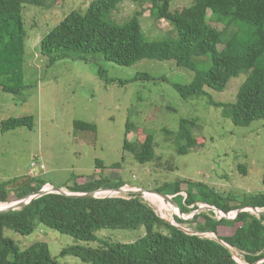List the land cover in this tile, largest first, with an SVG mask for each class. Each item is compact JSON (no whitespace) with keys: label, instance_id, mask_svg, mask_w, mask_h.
Here are the masks:
<instances>
[{"label":"trees","instance_id":"1","mask_svg":"<svg viewBox=\"0 0 264 264\" xmlns=\"http://www.w3.org/2000/svg\"><path fill=\"white\" fill-rule=\"evenodd\" d=\"M59 0H0V88L11 95H19L25 85V55L27 31L24 9L27 5L51 9ZM139 10L118 25L115 13L123 0H94L84 14L73 11L41 42V53L49 64L63 60L90 61L99 56L118 66L131 67L143 60L174 61L180 68L194 72L190 84L173 83L183 101L207 97L208 90L222 92L231 79L242 74L245 81L239 87L236 102L209 101L221 110L224 118L237 127H248L264 121V0H193L189 7L172 10V0H132ZM150 6V18L155 25L167 22L171 29L152 38L142 26V18ZM149 37H147V35ZM100 78L106 84H115L101 70ZM149 74H138L130 82L152 80ZM167 82V78L160 80ZM129 119L123 150L134 160L145 165L160 160L156 152L154 135L131 142L128 135L138 127ZM33 118L18 117L5 120L1 131L21 127L32 129ZM76 130L90 131L96 126L75 122ZM196 120L180 121L177 131L164 129V140L177 155H188L199 147L196 132H201ZM114 168H122V163ZM92 178L81 177L70 193H90L100 190L124 188L128 183L121 177L104 176L107 167L100 161ZM122 170V169H121ZM247 173V168L239 167ZM264 184V175H263ZM48 183L28 174L1 186L0 203H8L11 194L19 201L36 194ZM189 189L184 191L182 185ZM167 195L184 214H191L197 204L212 206L225 214L255 207L264 209V195L252 196L238 202L232 195L222 196L203 183L189 180L166 185ZM64 188V187H63ZM160 191V190H159ZM186 193V197L180 195ZM194 206L191 209L190 206ZM215 211H202L194 221L195 233L173 225L161 218L142 195L78 198L61 194H48L33 200L25 208L9 213L0 212V264H59L46 243L38 242L21 251L16 243L5 236L9 229L21 235L32 234L39 223L78 241H97L100 230H139L146 235L130 244L103 243L100 248L73 246L63 255H73L89 264H241L234 251L243 255L244 264H264V215L241 212L235 219H217ZM178 224H186L176 216ZM190 224V222H189ZM202 235L212 234L215 238ZM217 236V238H216ZM224 244H221L218 240Z\"/></svg>","mask_w":264,"mask_h":264},{"label":"rangeland","instance_id":"2","mask_svg":"<svg viewBox=\"0 0 264 264\" xmlns=\"http://www.w3.org/2000/svg\"><path fill=\"white\" fill-rule=\"evenodd\" d=\"M93 1L59 0L51 9L31 5L24 9L27 31L26 87L19 95L7 94L0 88V189L8 181L28 177L30 165L38 157L37 162L43 164L45 170L41 172L37 168L36 172L48 183L45 188L64 187L67 192L66 187L73 186L75 180L81 177L88 178V181L97 178L100 170L96 171V163L100 161L107 167L103 175L111 179L123 178L128 183L124 189L129 191L160 190L169 194L170 188L166 185L189 180L206 184L224 197L232 195L238 202L264 195V121L253 122L248 127H237L222 116L220 109L209 104L210 100L217 103L236 102L239 87L246 79L244 74L231 79L227 89L222 92L208 90L207 97L186 102L172 84H190L195 74L178 67L174 61L143 60L131 67H122L99 56L88 62L63 60L49 64L41 53L42 40L73 11L84 14ZM192 2L172 0V10L189 7ZM144 8L147 10L141 23L149 36H162L171 29L165 21L155 25L150 18V6L145 4ZM136 10L139 8L132 0H123L114 19L121 25ZM101 70L106 72L108 78L115 80V84H106L100 78ZM143 73L154 79L119 85L121 81L132 80ZM160 78L168 80L165 82ZM131 112V121L138 130L130 133L128 139L135 142L145 138V133L154 135L160 160L141 165L123 150L126 124ZM28 116L34 121L32 129L21 127L1 131L3 121ZM184 119L196 120L198 126L202 127L201 132H196L200 146L188 155H177L170 143L164 140L162 131H177L180 121ZM77 121L94 125L96 130H76ZM119 163H122V168L113 167ZM240 166L247 168L246 174L240 172ZM94 174L95 178H92ZM182 186L184 191L189 189L187 184ZM184 191L180 195L186 197ZM108 193H98V197L129 196L128 193ZM10 197L9 202L3 204L18 201L14 194ZM143 199L164 220L195 233L197 224L193 221L197 211L184 214L167 201L162 206L146 194ZM197 205L204 208L201 212L210 211L205 204ZM190 208L194 209V206ZM214 211L219 219V210ZM248 212L258 217L250 209ZM176 216L187 223L178 224ZM236 216L237 211L227 215L231 219ZM145 235V228L100 230L97 241L86 242L41 223L32 234L25 236L5 230V236L13 240L21 251L38 242L46 243L59 264H89L79 257L62 254L73 246L96 249L102 247L103 243L130 244ZM202 236L215 238L212 234ZM234 253L235 258L243 263V255L236 251Z\"/></svg>","mask_w":264,"mask_h":264},{"label":"water","instance_id":"3","mask_svg":"<svg viewBox=\"0 0 264 264\" xmlns=\"http://www.w3.org/2000/svg\"><path fill=\"white\" fill-rule=\"evenodd\" d=\"M101 192H109V193H111L113 195L128 193L129 195L133 194V195H142V196L145 195L146 193H151V194H155V195L160 196L165 201L175 205L180 210L179 205L174 200V198L176 196L167 195V194L161 193L159 191H147V190H144V189H134V190L129 191V190H125L124 188H119V189L100 190V191H97V192H90V193H70V192H67L66 190H64L63 188L51 187V189H47V188L44 187L42 190H40L36 194H33L31 196H27V197H25V198H23V199H21V200H19L17 202L11 203L6 208L0 209V212L1 213H9V212L21 210V209L25 208L27 205H29L33 200L41 198V197L46 196L48 194H61V195H67V196H72V197H78V198H98V193H101ZM109 197H113V196H109ZM206 208H208L211 211L218 210V209H216V208H214L212 206H209V205H206ZM201 209H204V208H199V210H197L196 214L200 213ZM248 209H250L253 213L258 215V217L264 215V211H261L260 209L255 208V207H248V208H244V209L238 210L237 211V216L239 215V213H241L243 211L244 212H248ZM226 217H227V214H226ZM227 218L231 219L229 217H227ZM218 241L221 244H224L221 240H218Z\"/></svg>","mask_w":264,"mask_h":264},{"label":"built area","instance_id":"4","mask_svg":"<svg viewBox=\"0 0 264 264\" xmlns=\"http://www.w3.org/2000/svg\"><path fill=\"white\" fill-rule=\"evenodd\" d=\"M39 158L37 157V158H35L34 160H33V162L31 163V165H30V171H29V175H31V176H33V177H38L39 176V173H37L36 172V170H37V168H40L42 171L41 172H43L44 170H45V166L43 165V164H41L40 162H37V160H38ZM117 195V194H116ZM217 212H219V214H220V218L219 219H222V218H227L226 217V214L224 215L223 214V212L222 211H217ZM229 215V214H228ZM174 225V224H173ZM175 226H177V225H175ZM208 235H211V234H208ZM201 236H202V234H201ZM209 238H211V237H209ZM234 257H235V253H234ZM236 259V258H235ZM236 261L237 262H239V263H241V264H244V261H243V263L242 262H240V261H238L237 259H236Z\"/></svg>","mask_w":264,"mask_h":264},{"label":"bare ground","instance_id":"5","mask_svg":"<svg viewBox=\"0 0 264 264\" xmlns=\"http://www.w3.org/2000/svg\"><path fill=\"white\" fill-rule=\"evenodd\" d=\"M47 189H51V187H48ZM109 194V193H108ZM146 196L151 197L153 199V201L155 202H159L162 206H165V200L155 194H151V193H146ZM10 204H3L0 203V209L6 208L8 207ZM167 205V204H166ZM169 210V209H168ZM171 211V210H170ZM173 217V215H172Z\"/></svg>","mask_w":264,"mask_h":264}]
</instances>
